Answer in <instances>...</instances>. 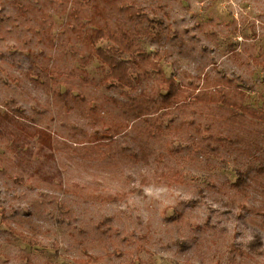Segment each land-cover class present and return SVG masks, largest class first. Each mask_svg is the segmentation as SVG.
Wrapping results in <instances>:
<instances>
[{
    "label": "rangeland",
    "instance_id": "obj_1",
    "mask_svg": "<svg viewBox=\"0 0 264 264\" xmlns=\"http://www.w3.org/2000/svg\"><path fill=\"white\" fill-rule=\"evenodd\" d=\"M113 1L188 97L104 83L97 49L135 66L82 40L91 0H0V264H264V122L189 96L264 111V0Z\"/></svg>",
    "mask_w": 264,
    "mask_h": 264
},
{
    "label": "trees",
    "instance_id": "obj_2",
    "mask_svg": "<svg viewBox=\"0 0 264 264\" xmlns=\"http://www.w3.org/2000/svg\"><path fill=\"white\" fill-rule=\"evenodd\" d=\"M114 7H116V4L113 0H91L89 8L91 13L87 14V16L94 26L90 30L83 32V34H80L82 40L91 41L92 38L97 41L108 40L114 46L117 53L129 55L131 62L135 66L131 69L126 60L118 59L99 48L96 50V53L100 60L108 66V71L106 76L103 77V82L110 85L131 86L133 82L140 81L143 77H147L150 71H153L158 77L156 83L158 84L157 91L160 97V105L167 108L174 103L178 105L179 97L187 99L188 96L186 97L181 94L183 91L182 87L173 78L164 76L165 74L159 64L162 55L158 51L154 53L145 52L137 46L136 39L128 29H114L108 23L106 20L108 9ZM82 14L81 9L78 7L72 10L71 17L77 26L81 25L80 19ZM100 18L103 20L102 22H100ZM208 76L209 74L206 73L203 75L206 78L202 87L196 85L192 88L193 91H190L189 96L193 97V103L205 106L214 103L222 104L232 107L243 114H247L253 119L264 122V111L242 105L225 91L223 87L224 85H229V78L222 76V78H212ZM161 91L166 92L163 93Z\"/></svg>",
    "mask_w": 264,
    "mask_h": 264
}]
</instances>
